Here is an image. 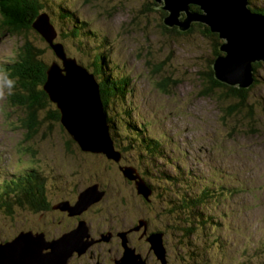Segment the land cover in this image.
Masks as SVG:
<instances>
[{"label": "rangeland", "instance_id": "1", "mask_svg": "<svg viewBox=\"0 0 264 264\" xmlns=\"http://www.w3.org/2000/svg\"><path fill=\"white\" fill-rule=\"evenodd\" d=\"M44 1L46 4L50 2ZM251 1L257 6H264V0ZM147 2L66 0L62 2L64 8H58L60 15L48 13V16L58 33L57 42L64 43L60 34L66 31L67 25L73 29L81 24L85 25V30H92L105 39L104 52L109 54L113 68L130 78L131 91L126 98V114L124 116L125 111L122 109L115 113L123 116L120 126L126 138L136 134L141 136L145 126V134L161 143L160 151L152 150L156 158L150 157L146 163L151 177L156 180V191L161 190L167 196L164 201L168 208L164 209L165 204L160 199L153 197L148 203L136 195L133 186L121 175L120 167L108 163L102 156L98 158L88 154L86 157L82 154L86 161H82L84 168L80 170L82 156L78 158L76 150L70 154L65 149L64 144L69 136L57 126L48 136H43L44 127L36 139L24 143L26 134L20 128L21 111L11 107L5 100L9 90L15 88V84L11 86L8 81L14 83L16 80L8 78L5 82V78L0 75V181L33 164L27 157H21L18 147L31 148L36 153L33 165H37L44 172L42 174L47 176L46 197L53 208L63 200L73 201L80 192L89 188V184L95 181V175L93 178L90 176L95 170L100 175L110 173L113 179V193L98 190L97 195L101 194L96 205L92 204L94 208L90 206L83 212L80 210L77 215L69 217L64 212L68 217L62 219L61 212L54 209L51 215L18 211L13 216V223L7 220L9 218L0 216V242H7L20 231L24 236L23 231L31 230L35 231L32 233L34 235L43 232L46 240L56 239L70 232L73 227L75 229L82 220L86 230L80 233L83 252L71 253L63 264H84L80 255L99 242L111 249L112 235L120 243L121 254L125 249L134 251L126 229L138 222L135 230L139 231L141 219L147 218L150 230L164 235L162 248L167 251L168 264H264V64L251 63L252 70L244 75L247 77L246 83H249L245 88L248 90L247 103L254 118L249 120L241 113L229 118L227 110L222 107L227 108L228 104L236 107L238 104L233 98H226L220 87L214 88L213 94L203 96L201 92V87L209 85L202 74L208 70L213 48L220 53L221 49L213 47L212 42L197 31L187 36L165 33L161 28L164 23L159 19V13L144 7ZM55 4H60L59 0ZM35 35H30L29 40L31 43L34 40L45 51L44 60L55 61L46 43H41V36L38 33ZM23 41L12 33H0V65L17 60ZM82 41L83 47L65 44L66 53L77 61L94 57L95 47L90 49L86 40ZM78 48L85 51L87 56L84 54L83 57ZM259 63V68H253ZM255 71L259 83L253 87L251 77ZM225 114L227 117L224 118ZM43 125L48 123L43 122ZM116 129H119L118 124L115 132ZM116 138L121 140L120 134ZM154 142L151 144L153 148ZM173 175L179 176L172 180ZM173 182H180L187 187L178 185L172 191ZM205 186L216 188L217 191L224 188L225 196L217 195L216 192L205 203L192 205L190 209L183 201L170 203L176 200L174 195L191 201ZM171 191L175 194L170 195ZM180 205L185 207L179 208ZM193 206L197 208L193 209ZM176 209L184 213L175 212ZM198 217H203L204 222L194 224ZM109 227L120 231H107L98 237L96 243L90 240L93 236L91 233L96 234ZM131 241L136 249L149 248L147 243L135 238ZM133 255L137 256L135 252ZM137 257H132V264H141ZM100 262L111 264L104 257Z\"/></svg>", "mask_w": 264, "mask_h": 264}, {"label": "trees", "instance_id": "2", "mask_svg": "<svg viewBox=\"0 0 264 264\" xmlns=\"http://www.w3.org/2000/svg\"><path fill=\"white\" fill-rule=\"evenodd\" d=\"M49 1L50 2L46 4L44 0H0V33H6V32L12 33L13 35L18 36L20 39H24L22 45L19 48L17 60L16 61L10 60L9 62H5L6 63L5 65L3 66L0 65V75H2L5 78L4 79L5 82H7L8 78L16 80L14 83H10L8 81V84H11V86L15 84V88L14 89L10 88L11 90H9V94L5 96V100L7 101L8 104H11V107H16L21 111L20 128L26 134V137L24 139L25 142L22 140L24 143L36 139L37 134L44 127L45 128L43 131V136L44 135L48 136V133L51 132L53 130V127L55 126H57L59 129H61L62 132L66 134L65 130L60 124V114L56 108V105L49 100L48 95L44 92L43 89V85L46 82V78H47L46 71L52 65L53 62L57 61V59L55 57L54 52L52 51L51 46L45 41V39L42 38V36L40 37L41 43L42 44L43 42L46 43V45L48 46V47L46 46V48L49 49L54 54V57L56 59L55 61L54 60L45 61L43 58L44 50L40 48L33 39L32 40L34 43H31L32 41L29 40L30 35L36 36L35 34H37L33 28V23L37 15L41 13H46L47 15L49 13L53 16L60 15L58 8L61 7L64 8L63 7L64 4L62 2L66 0H59L60 4H55L57 0H49ZM147 1L148 2L144 5V7L148 9H152L157 13H159L160 15L159 19H161V21L163 22L168 14L166 11L161 9L163 3H157L155 2V0H147ZM250 6L252 7V10H254L255 12L264 14V6H257L254 2H252ZM189 9L196 14L201 13L200 8L196 5H190ZM66 15L69 16L68 13H66ZM57 18H59L60 20V17ZM56 23L59 22L56 21ZM73 23H77V21H74ZM191 26L192 27L186 32H180L175 27L168 28L165 25H161V28L165 33L168 34L173 33L176 36H187L188 34L197 31L198 34H200L202 37L209 39L212 42V46L218 47V49L220 45L224 43V41L220 39L217 34L212 33L206 25L201 23H192ZM84 27L85 25L81 24V26L78 28L69 29L67 25V27L64 29L66 31L60 34L61 39L64 40V43L57 42V38H55L52 41V45L60 43L65 50L67 47V45H65L66 43H69V45L78 44L79 47H83L82 40L84 41L86 40V44H88V48L92 47L93 49L95 47V50L93 51L94 52L93 58L84 57L83 55L85 54L87 56V53L83 51L81 48H78L79 53L84 57V61H77V62L80 65L86 67L87 70L94 75L96 81L99 84L100 95L103 102L102 103L103 111H104V115L106 116V121L109 127V135L113 141L114 149L120 152L121 154V159L119 160L118 163H115L110 160H108L109 161L108 163L110 164L115 163L120 168H132L133 170H135L138 176L143 180V182L149 187V190L151 191L149 200L153 197L157 198V200L160 199V201L165 204L164 209H166L168 208V206H166L164 199H166L167 196H165V194H163L161 190L158 192L156 191L155 189L156 180L155 178L151 177V171L149 169V165L146 163V160L148 161L150 157L156 158L153 155L154 152L152 150L156 149L155 150L156 152L158 150L160 151L161 143L159 142V140H155V138H151L145 134V129H146L145 126H143V131H141V136H139V134H136L135 136H127L126 138V134L125 132L122 131L120 126L122 125L123 116L122 115L117 116L115 111H119V109H122V111L124 112L125 109L128 107V104L125 105V103L127 102L126 98L131 91V87H130L131 80L127 76H124V74L117 73V71L113 68V65L109 58V54L107 52H104L105 39L100 38L92 30H85L86 28ZM72 41H75L76 43H73ZM213 50H214L213 58L210 59L207 64L208 70L207 72L202 74L203 76H206L207 81L209 83V85H207L208 87L207 86L201 87L202 89L201 92L203 96L208 94H213L214 88L220 87L221 89H223L226 98L228 97L233 98L234 102L238 104L236 105V107L233 104H228L227 108L226 106L222 107L223 110L224 109L227 110L228 112L227 115H229L228 116L229 118L233 117L234 114L236 113H241V115L244 114L246 118L248 117L249 120L253 119L254 118L253 111L250 109V105L247 103L248 90L229 87L225 84H220L214 79L213 70H212V64L215 61L214 57H218L223 53L222 52L220 53L215 48H213ZM97 53L100 54V56H98ZM67 56L69 55L67 54ZM72 58L75 57L72 56ZM260 66L261 63L254 65L253 68L255 67L256 69L259 68ZM253 76H254V84L252 86L254 87L259 83V79L257 78L258 77L257 71H255ZM158 86L160 87V85ZM123 114L125 116L126 111ZM227 115L226 114L223 115L224 118L227 117ZM113 116L115 117V119L113 118ZM111 119H113L114 121H111ZM43 122H47L48 125L46 126L43 125ZM117 124L119 126V129H116L117 131L115 132L114 129L117 126ZM119 134L121 140H118L116 138V135ZM151 139H154L155 142L151 141ZM147 140L148 142L146 143ZM144 142L145 144H143ZM153 142L155 144L154 148L153 146L151 147V144ZM64 145H65V149L68 152H70V154H72L71 153L72 150H76L78 153L77 155H79L78 158H81L80 156H82V159L79 161L80 170H82L84 168V166L82 165V161L84 160L86 161L83 155H86V157H88L87 155L90 153L88 152L85 153L81 151V148L78 145H76L69 137L67 138V141ZM17 150L20 151L21 157L24 158L27 157V159H29L30 162H32L33 164L35 163L34 159L36 158V153L31 148L22 149L18 147ZM96 156L99 158L102 155H96ZM33 164L22 168L19 171V173L17 172L13 173L9 178L0 181V216H3L5 219L9 218L7 219L9 220V222L13 223V216L16 213H18V211H23L24 213H31L34 215L42 214L44 212L49 213L50 215L51 213H53L52 212L53 206H50L49 201L47 200L46 197L47 190L45 189V181L47 180V176L42 174L44 172H42V170H40L37 167V165H33ZM151 165L153 164L151 163ZM92 173L93 175L90 176L91 178H93L95 175V181H93L92 179L93 182L90 183L88 187L96 185L97 189L99 191H102L103 193H105L104 190L110 191L108 194L113 193V191H111L113 179H111L110 173L100 175V173H98V170H95ZM176 176L173 175L172 180H176L177 179ZM128 183L133 186L131 182ZM178 185L181 186L182 184L180 182L178 183L173 182L171 184L172 191ZM101 186L103 187V190L101 189ZM182 186L187 187V185L185 184H183ZM133 190H135L134 186H133ZM172 191L169 192L170 195L171 193L175 194ZM224 191H225L224 188H220L219 191H217L216 188L213 187L209 188V186H205L204 189L201 190L199 194H196V197L191 201H186L183 197L179 198L178 195H174L176 200H172L170 203L174 204L177 203V201H183L185 206L189 207L190 209L192 205L205 203L204 201L207 198L210 199L212 197V194H215L216 192L217 195L220 194L224 195ZM76 199L77 197L73 201H68V200H63V201L74 203ZM185 206L180 205L179 208L181 207L183 208ZM196 208H197L196 206H193V209ZM89 209H88L89 211H92L91 208ZM177 211L180 213H184L181 212L182 211L181 209H176L175 212ZM172 214H174L173 211ZM187 214L189 215V213L186 212V215ZM60 216L62 217V219H64V216L67 215L66 213L64 215L63 212H61ZM198 218L195 220L196 222L194 224H198V223L201 224L202 222H204V220L202 221L203 217L202 218L198 217ZM141 220L147 222V218H142ZM148 224L149 223L147 222L146 225ZM148 229L150 230L151 228L148 226ZM24 232L27 231H23V233ZM30 232L34 233L35 231L31 230ZM19 233H21V231L18 232L13 238L9 239L8 241H11L14 238H16L19 235ZM39 233H43V232H39ZM157 233H161V232H157ZM163 237L164 235L162 236V239ZM163 245H164V239L162 240V246Z\"/></svg>", "mask_w": 264, "mask_h": 264}, {"label": "water", "instance_id": "3", "mask_svg": "<svg viewBox=\"0 0 264 264\" xmlns=\"http://www.w3.org/2000/svg\"><path fill=\"white\" fill-rule=\"evenodd\" d=\"M163 3L161 9L167 17L163 23L168 28L176 27L180 32L188 31L192 23L206 25L210 31L224 41L220 45L222 55L212 64L213 77L220 84L245 89L247 77L253 62L264 64V14L252 10L249 0H155ZM196 5L201 13L189 9ZM184 15V16H183ZM34 30L51 46L57 59L46 71L44 92L56 105L60 114V124L69 138L81 151L102 155L107 160L118 163L120 152L114 149L109 135V127L103 111L100 87L93 74L80 65L75 58L68 57L60 43L52 45L58 36L46 14L37 15ZM241 74L243 76L241 77ZM251 76V74H250ZM241 77V78H240ZM244 79V80H243ZM254 76L251 77V83ZM123 177L131 182L137 195L149 201L151 191L132 168H120ZM97 186H90L80 192L74 203L63 201L52 207L68 216L77 215L98 200ZM95 193V196H93ZM83 221L75 229L61 237L46 240L43 233H19L11 241L0 243V264H63L73 252H83L81 230ZM145 222L139 224L143 226ZM28 235V236H27ZM23 236V237H22ZM34 236V237H33ZM151 250L163 261L165 249L162 248V234L156 233L147 238ZM21 246L20 249L16 247ZM46 251V252H45ZM134 251L123 250L115 264H132ZM139 260V257H137ZM119 261L123 262L120 263ZM141 264H144L139 260Z\"/></svg>", "mask_w": 264, "mask_h": 264}, {"label": "flooded vegetation", "instance_id": "4", "mask_svg": "<svg viewBox=\"0 0 264 264\" xmlns=\"http://www.w3.org/2000/svg\"><path fill=\"white\" fill-rule=\"evenodd\" d=\"M65 214V213H64ZM67 215V214H66ZM68 217V216H67ZM77 218V217H76ZM143 221V220H142ZM145 222V221H144ZM147 222H145V227L144 229L140 228L139 231L135 230L136 225H131V227L127 228V238H130L128 241L130 244V246L132 247V249L134 250L135 254L137 256H139L140 260L144 263V264H168L169 260L167 257V252L165 251L164 254V259L163 261H161L160 259L157 258V256L154 254V252L151 250L150 248V244L147 242V238L150 237V235L155 234L157 232L155 231H150L148 229V225H146ZM147 227V228H146ZM74 228V227H73ZM72 228V229H73ZM109 231V233H113L114 231H116L115 229L109 227L106 228L103 231H100L99 233L96 234H92V237H90L91 241H94L96 243V240L98 239L99 236H103L105 235V233ZM120 231V230H119ZM118 231V232H119ZM122 231V230H121ZM117 231L114 233H118ZM161 234V233H160ZM163 235V234H162ZM115 236L112 235V244H111V249L109 247H104L103 243L99 242L96 243L94 245H92L89 248V251H87V253H85L84 255H80V260H82L84 264H101L100 261H102L103 257L107 260V262L111 261V264H115L114 261L118 260V258H120L122 255L121 254V248H120V243L115 241ZM135 238L137 241H140L142 243H147L148 245V249L141 250V249H136V247L132 246V241L131 239ZM104 247V248H103ZM93 250H95L94 252H92ZM116 254V255H114ZM75 255V254H74ZM85 256H88L89 259H87ZM108 258V259H107ZM114 258V259H113ZM113 259V260H112ZM97 260L99 261V263L97 262ZM92 261V262H91ZM108 264V263H107Z\"/></svg>", "mask_w": 264, "mask_h": 264}, {"label": "clouds", "instance_id": "5", "mask_svg": "<svg viewBox=\"0 0 264 264\" xmlns=\"http://www.w3.org/2000/svg\"><path fill=\"white\" fill-rule=\"evenodd\" d=\"M250 1V5L252 4L253 1L249 0ZM254 11V10H253Z\"/></svg>", "mask_w": 264, "mask_h": 264}, {"label": "bare ground", "instance_id": "6", "mask_svg": "<svg viewBox=\"0 0 264 264\" xmlns=\"http://www.w3.org/2000/svg\"><path fill=\"white\" fill-rule=\"evenodd\" d=\"M197 23V22H196ZM176 28V27H175ZM120 263H123V262H121V261H119Z\"/></svg>", "mask_w": 264, "mask_h": 264}]
</instances>
